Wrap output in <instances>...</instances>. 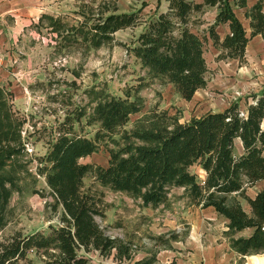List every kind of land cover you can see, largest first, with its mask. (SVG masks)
<instances>
[{"label":"trees","instance_id":"16d2710c","mask_svg":"<svg viewBox=\"0 0 264 264\" xmlns=\"http://www.w3.org/2000/svg\"><path fill=\"white\" fill-rule=\"evenodd\" d=\"M168 10L155 12L142 19L140 11L116 12L101 16L91 26L71 27L80 31L92 47L112 41L121 29L143 26L130 48L133 56L154 76L171 84L180 98L189 101L194 93L206 86L207 62L204 56L208 37L221 49L217 59L245 62V47L250 39L264 35V1L257 0L245 11L249 19L247 33L234 7H246V0H166ZM205 6H217L215 21L208 27V37L192 30L194 13ZM53 28L61 26L50 18ZM229 26L221 40L215 31L219 24ZM245 109L234 102L221 111H210L188 122L165 112L156 116L151 130L136 132L141 143L126 144L120 149H108L106 166L81 163L101 146L105 135L124 126L131 114L139 111L137 98L109 96L99 100L92 119L100 129L94 137L61 134L45 156L42 168L45 183L52 196L50 207L61 210L59 224L49 226L48 232L14 231L0 240V264H17L26 260L31 251L41 252L43 264H88L85 254L97 250L101 254L116 249L127 255L122 241L111 238L97 221L103 218L101 197L83 189V179L93 173L94 179L114 191L139 197L144 205L164 204L172 187L183 188L191 204L199 208L212 207L226 220L227 238L231 250L244 256L264 253V190L253 197L244 196L249 213L238 202L228 203L233 193L243 194L244 187L264 180V89L252 94ZM0 111L5 103L0 100ZM0 127L6 125L9 138L18 140L15 123L5 114ZM5 117V118H4ZM10 118V119H9ZM11 120V121H10ZM239 138L243 152L234 153L235 139ZM19 148L0 146V230L7 224V207L15 176L6 164ZM199 167L203 175L192 171ZM250 230L247 235H238Z\"/></svg>","mask_w":264,"mask_h":264},{"label":"rangeland","instance_id":"374dc122","mask_svg":"<svg viewBox=\"0 0 264 264\" xmlns=\"http://www.w3.org/2000/svg\"><path fill=\"white\" fill-rule=\"evenodd\" d=\"M48 2L56 7L54 11L49 9V13L67 26L82 22L80 27L86 28L105 16V8L116 0ZM133 4L137 8L141 2ZM140 14L143 20L148 17L142 11ZM30 15L32 19L34 16ZM9 24L12 28L3 29L4 38L0 40L5 56L0 69V100L5 103V109L0 111V117L4 120L2 115L8 113L15 123L19 141L9 138L11 134L3 123L0 146L19 148L21 152L6 164V170L15 176L16 185L7 207V224L0 230V240L17 230L48 232L49 226L59 224L61 210L51 209L53 199L42 174L47 164L45 156L63 133L94 137L100 129V124L92 119L99 100L115 96L127 97L130 101L137 98L140 102L139 111L131 114L129 121L115 133L105 135L98 151L80 159L81 163L106 166L108 149L117 150L128 143L140 144L133 134L153 129L156 116L162 112L179 122H188L218 109L216 102L222 98L228 106L238 102L243 110L245 102L252 101L255 93L248 91L232 99L226 92L211 90L220 94V97L207 99L211 106L201 101L191 106L171 84L154 76L131 53L130 48L137 42L142 26L118 30L112 36L113 41L95 48L75 29L68 27L69 31L55 32L46 19L27 25L20 20ZM211 78L213 72L207 70L206 85ZM192 171L198 172L200 177L203 175L195 168ZM83 189L101 197L104 217H97V221L107 235L122 241L128 248L127 255L118 254L116 249L106 254L91 250L85 254L88 264H199V259L189 260V252L200 248L205 234L218 232L225 222V218L217 214L212 218L205 216L180 187H172L167 202L155 206L144 205L139 197L101 185L93 173L84 177ZM261 190H264V181L244 187L242 195L231 194L228 203L238 202L249 213L245 197H253ZM43 258L41 252L31 251L26 260L17 264H43Z\"/></svg>","mask_w":264,"mask_h":264},{"label":"crops","instance_id":"0c3cea01","mask_svg":"<svg viewBox=\"0 0 264 264\" xmlns=\"http://www.w3.org/2000/svg\"><path fill=\"white\" fill-rule=\"evenodd\" d=\"M137 1L138 0H116L115 4L113 3L112 6L105 8V11L107 12L106 15L113 10H116L118 13L140 10V13L142 11V14L150 16L156 11L166 12L168 10V1L166 0H140L141 5L134 8L136 5H134L133 2ZM194 1L197 3L203 2V0ZM256 1L257 0H246V7H234V12L242 22L247 33L250 32V26L249 19L245 16V11ZM49 9H53L54 11L56 7H54L51 2H48V0H0V26H3L2 29H0V40L1 38H4L3 29L12 28V25L9 23L14 22V24H17L19 20L24 21L23 25H27L28 23H32V21L38 23L46 19L49 21V24L55 32L60 30L69 31L68 27L71 28L74 26H67L64 22L59 20L57 16L55 17L53 14L49 13ZM28 12L32 14L30 16H34L35 18L33 17L31 19L29 17L30 13ZM217 13V6H205L202 12L194 13L191 18L195 19L196 23L191 24L193 27L192 30L199 34H205L208 37V27L214 23ZM25 15L27 16L25 17ZM50 18L59 22L61 26L58 30L53 28ZM81 25L82 22L74 27H80ZM215 31L221 40L227 33H229V26L226 23L219 24L215 27ZM81 37L83 38L82 35ZM220 51L221 49L214 46L213 41L208 37L204 56L207 62V69L212 70L213 72V78H211V82L208 83L205 88L198 89L191 100H184L191 106L196 105L199 101L202 103H208L207 105L211 106L212 104L210 101H207V99H213L216 96L220 97V94L213 92L214 90L224 93L226 92V95H231L229 96L230 98L236 99L238 96H241L248 91L258 93L264 89V35L258 34L249 40L245 47L246 63L241 65V67H239V63L235 59H216ZM224 101L226 100L223 98L218 100L215 106L218 109H214L213 111H221L226 108L228 104H225ZM242 152V143L240 139L237 138L234 142V153L240 155ZM194 168L197 171L202 172L199 167ZM201 211H203L205 216L211 218L216 216V212L212 207L201 208ZM226 228L225 220L223 227L220 228L218 232L205 234L206 238L204 243L199 246L200 248L197 247L196 250L193 249V251L189 252V260L193 261V259H199L201 261L199 264H237L241 259V255L230 249L227 238L223 235ZM249 233L250 230H247L238 233L236 236L247 235ZM240 264H264V253L244 256Z\"/></svg>","mask_w":264,"mask_h":264},{"label":"built area","instance_id":"2783aa9c","mask_svg":"<svg viewBox=\"0 0 264 264\" xmlns=\"http://www.w3.org/2000/svg\"><path fill=\"white\" fill-rule=\"evenodd\" d=\"M4 62H5V56L2 50L0 49V69L3 67Z\"/></svg>","mask_w":264,"mask_h":264}]
</instances>
